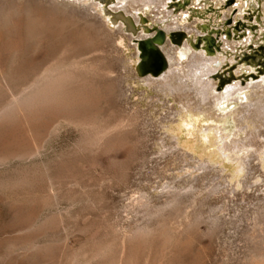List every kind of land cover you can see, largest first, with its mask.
<instances>
[{
    "label": "rangeland",
    "instance_id": "374dc122",
    "mask_svg": "<svg viewBox=\"0 0 264 264\" xmlns=\"http://www.w3.org/2000/svg\"><path fill=\"white\" fill-rule=\"evenodd\" d=\"M55 1L52 11L72 12L76 24L45 38L23 13L26 0H0L10 10L0 75L53 77L36 99L0 111V264L263 258L264 0ZM72 6L109 36L78 35L85 21ZM156 28L163 57L176 56L166 79L145 81L138 41ZM204 57L219 61L205 102L158 85L191 87L188 66ZM229 77L237 92L217 100ZM19 91L0 88V108Z\"/></svg>",
    "mask_w": 264,
    "mask_h": 264
},
{
    "label": "bare ground",
    "instance_id": "6f19581e",
    "mask_svg": "<svg viewBox=\"0 0 264 264\" xmlns=\"http://www.w3.org/2000/svg\"><path fill=\"white\" fill-rule=\"evenodd\" d=\"M27 4L26 6L24 7V11L23 13L25 12L26 16H28V18H33V20H30L31 22L33 21L32 24L33 27H36L37 28L38 24H36V21L39 20L40 23H41V28H37V30L40 32V34L44 35V37H48L50 38L49 36H51L52 34H55V33H64L66 30H67V27L70 25V24H76L74 23L75 22V19L73 18V13H66L67 15L66 16H60L59 17V12L58 10H54L56 12H53L51 7L50 6H55L58 2H56L55 0H26ZM3 3V2H1ZM7 3V2H6ZM29 3V4H28ZM65 3V2H64ZM52 4V5H51ZM3 5V4H2ZM50 5V6H49ZM64 7L68 6V4H63ZM62 6V7H63ZM63 7V10H65V8ZM52 8H55V7H52ZM18 9V8H17ZM71 9H75L77 11L76 15H77V20L78 21H85V28L84 29H81L76 32H78V35L80 36H83L85 33H87V29H93L94 31H101L104 33V35H108L107 32H104V29H102L101 27L103 26L102 23H100L99 21H95L93 19L92 22L88 21V19H86L85 16H83L82 14H80V10H78L77 8L75 7H71ZM13 9H11L12 11ZM8 11L10 10H6L4 8H1L0 9V32L1 33H4L5 31L7 32V25H6V21H7V14H8ZM15 11V9H14ZM13 11V12H14ZM66 12V11H65ZM12 12H10L11 14ZM61 14V12H60ZM84 14V13H83ZM12 15V14H11ZM10 18V17H9ZM36 18V19H35ZM36 21H35V20ZM27 20V18L25 19ZM29 20H27L28 22ZM35 21V22H34ZM77 22V21H76ZM26 25V24H25ZM24 25V26H25ZM28 25V24H27ZM87 25H89L87 27ZM11 26V24H10ZM9 26V27H10ZM31 26L32 28V25H29ZM75 26V25H74ZM28 27V26H27ZM131 27V26H130ZM132 28V27H131ZM30 29V27H29ZM96 29V30H95ZM36 29L34 31H37ZM68 31V30H67ZM70 31V30H69ZM89 31V30H88ZM29 32V31H28ZM31 32V30H30ZM66 33V32H65ZM106 33V34H105ZM18 34V33H17ZM23 34L25 35L26 33L23 32ZM31 35V33H29ZM36 34V32H35ZM38 34V33H37ZM46 35V36H45ZM146 35V34H145ZM28 36V34L26 35ZM41 37V35H39ZM53 36V35H52ZM62 36V35H60ZM85 36V35H84ZM89 36V35H88ZM87 36V38H88ZM109 36V35H108ZM151 36V35H150ZM34 37V36H32ZM66 37V36H65ZM69 37V36H68ZM79 37V36H78ZM140 37V36H139ZM91 38V37H90ZM142 38V37H141ZM55 39V38H54ZM69 39V38H68ZM81 39V38H80ZM108 38H106L105 40H107ZM31 40V39H30ZM53 40V39H52ZM50 39V41H52ZM57 40V39H56ZM55 40V41H56ZM64 40V39H63ZM94 40V39H93ZM91 41V40H90ZM23 42V40H22ZM77 42V41H76ZM50 43V42H49ZM59 43V42H58ZM85 43V42H84ZM87 43V42H86ZM53 44V43H52ZM55 44V43H54ZM99 44V41L95 42V44L91 47L94 49V47L96 48V46ZM24 45V44H23ZM87 45V44H86ZM146 45V44H145ZM33 47V46H32ZM27 48V47H26ZM23 49H24V46H23ZM92 49V50H93ZM161 49V48H160ZM163 49V48H162ZM91 50V51H92ZM25 51V50H24ZM162 51V50H161ZM180 51V54H182L183 56L186 55L187 53V49L183 48ZM27 52V54L29 53V51H25V53ZM10 53V52H9ZM31 53V51H30ZM145 57L147 58V60L149 58H151V55L149 54V50L145 51ZM29 55V54H28ZM166 55V54H165ZM149 56V57H148ZM175 56H176V51L171 54V55H167V57L165 58L166 62H167V68L168 70L164 71L163 73L161 72V75L159 76L160 78L162 79H166L167 78V73L170 71V66H171V62L172 60L175 59ZM105 60V59H104ZM13 63V62H12ZM217 65H218V62L217 60H215L213 57H204L201 61H198V62H192L188 67L190 68L189 72H187V77L189 78V81L191 83V87L187 86L188 82L185 81V82H180L179 84H158L159 86H169V85H172L174 86L175 90H181V91H184V89L186 90L187 89H190L193 91V93H195L196 97L199 99V100H202L203 102H205L208 98V89L209 88H206L205 89V86L207 87L208 85V81L207 80H210L208 78L209 74L211 73H214V72H217ZM15 66V65H14ZM35 66V65H34ZM54 67V66H53ZM220 67V66H219ZM188 68V69H189ZM38 70V69H37ZM43 70V69H42ZM45 70V69H44ZM49 71V70H48ZM46 70L43 71V74L41 72V75L39 76H34L33 74V70H18L16 68H13L11 70H9V72L7 74H3V75H0V88L5 89V90H11V89H14V88H19L20 87V91H19V94L16 95L15 97L13 96L12 97V100L7 103V105L3 106L2 108H0V111L8 108V107H11L13 106L14 108L19 106L21 104V100L23 101L24 99H36V96H39L40 95V92H41V89H44L47 85H49L52 81H53V77L45 74ZM53 73V72H52ZM32 75V77H30ZM52 75V74H51ZM58 75V74H57ZM143 76V75H141ZM178 77V76H177ZM207 77V79H206ZM182 78V77H181ZM184 78V77H183ZM182 78V79H183ZM152 79H155V77L151 76V75H148V76H143L142 80H145V81H151ZM179 79V78H178ZM177 79V80H178ZM88 80V79H87ZM184 80H187V79H184ZM222 82L223 83H227L228 82V79L225 78V79H222ZM238 86L239 83H238ZM237 84H234V85H228L224 92L223 93H219L218 95H216V98L217 100H221L223 99L224 97H227V96H230V95H233L237 92L238 90V87ZM166 90H169V91H173V90H170L169 88H166ZM189 91V90H188ZM6 92V91H5ZM9 93V92H8ZM12 95H14L12 93ZM11 96V95H10ZM264 99V98H263ZM26 101V100H24ZM23 101V102H24ZM259 102V101H258ZM24 106V104H23ZM12 108V107H11ZM16 109V108H15ZM24 113V112H23ZM7 114V113H6ZM169 150H171V148H168ZM12 152V151H11ZM13 154V153H12ZM11 155V154H10ZM22 155V154H21ZM33 155V154H32ZM201 166V165H200ZM201 168V167H200ZM60 172V171H59ZM56 176V175H55ZM31 178V177H30ZM27 179V178H26ZM38 180V179H37ZM46 181V180H45ZM11 182V181H10ZM25 185V184H24ZM46 185V184H45ZM31 186V185H30ZM39 187V186H38ZM175 190V189H174ZM173 191V190H172ZM176 191V190H175ZM174 192H171V200L173 202V200L175 199V196L176 193ZM178 193V191H177ZM179 194V193H178ZM4 195V194H3ZM177 198V197H176ZM35 199V198H34ZM170 200V202H171ZM176 200V199H175ZM174 200V201H175ZM37 201V200H36ZM46 202V201H45ZM169 202V200H168ZM169 202V203H170ZM171 202V203H172ZM168 205V204H167ZM166 206V205H165ZM167 207V206H166ZM144 212V211H143ZM150 217V216H149ZM139 230V228H137ZM141 231V230H139ZM135 233V232H134ZM140 233H143V231H141ZM150 233V232H149ZM139 233H137L138 235ZM136 235V234H135ZM130 236V235H129ZM138 237V236H137ZM146 239V238H145ZM97 245V244H96ZM101 248V247H100ZM104 249V248H103ZM98 252V251H97ZM92 254V253H91ZM94 255V254H92ZM257 257V256H256ZM256 257L253 258V262L250 263L251 264H264V257L263 258H259L258 256V259H256ZM256 259V260H255Z\"/></svg>",
    "mask_w": 264,
    "mask_h": 264
},
{
    "label": "water",
    "instance_id": "95a60500",
    "mask_svg": "<svg viewBox=\"0 0 264 264\" xmlns=\"http://www.w3.org/2000/svg\"><path fill=\"white\" fill-rule=\"evenodd\" d=\"M124 20L132 27L131 21L128 18H124ZM156 31L157 34L155 36L138 41L140 61L136 64L135 68L140 76L147 73L158 75L167 67L165 57H163L158 48V45L165 40V33L157 28ZM147 50H149V54L151 55V58L148 60L144 54Z\"/></svg>",
    "mask_w": 264,
    "mask_h": 264
},
{
    "label": "flooded vegetation",
    "instance_id": "af4514ba",
    "mask_svg": "<svg viewBox=\"0 0 264 264\" xmlns=\"http://www.w3.org/2000/svg\"><path fill=\"white\" fill-rule=\"evenodd\" d=\"M181 49H183V48H181ZM181 49H179V50H181ZM185 49H186V48H185ZM187 50H188V49H187ZM188 52H189V50H188ZM181 55H182V54H181ZM185 56H186V55H185ZM185 56L182 55L181 57H180V56H178V57H180V59H182V57H185ZM217 61H218V60H217ZM218 62H219V61H218ZM219 66H220V63H219ZM220 67L222 68V66H220ZM263 72H264V71H263ZM226 77H228V76H226ZM232 78H234V77H229V81H228L227 83H223V82H222L223 84H221V86H223V85L226 86L227 84H232V85H233L234 83H236V82L230 83V81H231ZM222 79H223V78H222ZM227 79H228V78H227ZM223 90H224V89H223Z\"/></svg>",
    "mask_w": 264,
    "mask_h": 264
}]
</instances>
